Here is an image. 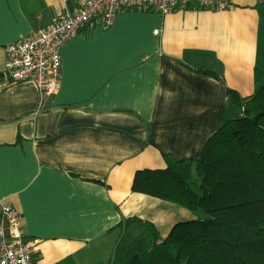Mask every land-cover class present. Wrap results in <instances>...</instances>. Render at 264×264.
<instances>
[{
	"label": "crops",
	"instance_id": "0c3cea01",
	"mask_svg": "<svg viewBox=\"0 0 264 264\" xmlns=\"http://www.w3.org/2000/svg\"><path fill=\"white\" fill-rule=\"evenodd\" d=\"M166 15L117 13L90 24L60 51L54 94L12 81L6 48L73 12L77 0H0V227L9 204L34 241V264H108L123 219L166 235L183 219L174 205L132 192L137 170L163 156L200 159L256 88L264 0ZM214 73L215 77L202 72ZM19 138V139H18ZM129 254L124 262H127Z\"/></svg>",
	"mask_w": 264,
	"mask_h": 264
},
{
	"label": "trees",
	"instance_id": "16d2710c",
	"mask_svg": "<svg viewBox=\"0 0 264 264\" xmlns=\"http://www.w3.org/2000/svg\"><path fill=\"white\" fill-rule=\"evenodd\" d=\"M215 77L214 73L203 71ZM236 104L203 147L200 159L164 155L163 169L137 170L132 192L183 213L163 235L152 222L123 218L108 264H264V79ZM19 139V138H18Z\"/></svg>",
	"mask_w": 264,
	"mask_h": 264
},
{
	"label": "built area",
	"instance_id": "2783aa9c",
	"mask_svg": "<svg viewBox=\"0 0 264 264\" xmlns=\"http://www.w3.org/2000/svg\"><path fill=\"white\" fill-rule=\"evenodd\" d=\"M63 2L69 0H62ZM229 0H77L73 12L64 11L54 22L6 48L5 71L12 81L33 80L54 94L60 85V51L76 32L90 24L110 26L126 10H146L166 15L187 8L227 7ZM8 235L0 227V264H34V241H24L21 215L9 204L2 206Z\"/></svg>",
	"mask_w": 264,
	"mask_h": 264
},
{
	"label": "rangeland",
	"instance_id": "374dc122",
	"mask_svg": "<svg viewBox=\"0 0 264 264\" xmlns=\"http://www.w3.org/2000/svg\"><path fill=\"white\" fill-rule=\"evenodd\" d=\"M259 67L264 69V18L262 19L261 32H260V42H259ZM162 233H165V229H161ZM124 264H126L124 262Z\"/></svg>",
	"mask_w": 264,
	"mask_h": 264
}]
</instances>
